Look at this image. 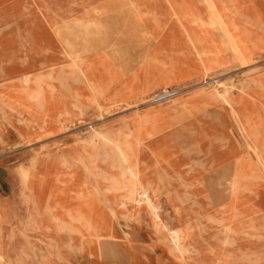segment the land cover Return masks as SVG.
I'll list each match as a JSON object with an SVG mask.
<instances>
[{"label":"rangeland","instance_id":"1","mask_svg":"<svg viewBox=\"0 0 264 264\" xmlns=\"http://www.w3.org/2000/svg\"><path fill=\"white\" fill-rule=\"evenodd\" d=\"M183 2L214 57L212 70L205 65L211 82L193 71L180 89L61 116L63 103L32 87L47 74L20 28L34 13L32 0H0V264H264V165L239 118L215 97L228 91L247 117L264 123V0ZM217 110L228 115L223 122ZM179 227L188 232L182 253L167 230Z\"/></svg>","mask_w":264,"mask_h":264},{"label":"crops","instance_id":"2","mask_svg":"<svg viewBox=\"0 0 264 264\" xmlns=\"http://www.w3.org/2000/svg\"><path fill=\"white\" fill-rule=\"evenodd\" d=\"M32 2L34 13L20 28L40 69L47 70L45 80H33L32 87L43 88L47 101L62 102V116H78L91 103L117 106L166 88L177 90L193 80V71L200 70L198 79L204 76L206 63L213 69L214 57L200 45L183 0ZM129 9L137 13L135 18L125 14ZM184 35L185 43L181 42ZM87 37L95 39L91 42ZM131 38H142L143 44L142 39L136 43ZM146 43V55L138 58ZM199 51L207 54L200 66ZM214 116L223 122L228 115L217 110ZM200 251L202 256L210 255L207 249Z\"/></svg>","mask_w":264,"mask_h":264},{"label":"bare ground","instance_id":"3","mask_svg":"<svg viewBox=\"0 0 264 264\" xmlns=\"http://www.w3.org/2000/svg\"><path fill=\"white\" fill-rule=\"evenodd\" d=\"M130 10V9H129ZM122 11V10H121ZM120 11V12H121ZM133 11H134V9H133ZM123 12H124V9H123ZM122 12V13H123ZM115 13V12H114ZM112 14V13H111ZM120 14V13H119ZM134 14H135V16H137V13L134 11ZM124 15V14H123ZM122 15V17H124ZM107 16V15H106ZM134 16V17H135ZM120 17H121V15H120ZM216 23V22H215ZM216 25H217V28L220 30V31H222L223 32V35L226 37V39H227V43H228V45H230L231 47H232V51L234 52V53H236V54H238V55H240L238 52V48H237V44H236V41L233 39V37H232V35L231 34H229V32H228V30H226L225 29V27H224V25L221 23V22H217L216 23ZM212 26V25H211ZM147 36V35H146ZM190 45V44H189ZM198 55L200 56V59H202L203 60V57H202V54H201V52L199 51L198 52ZM202 57V58H201ZM241 57V56H240ZM205 75V74H204ZM211 73L210 72H207L206 71V78L204 79V81H205V83H209V82H211L210 80L212 79L213 80V78H210L211 77ZM196 80V79H195ZM198 80V79H197ZM24 82H25V84H29V79H26V80H24ZM218 82V81H217ZM20 83V82H19ZM232 84V83H231ZM182 85V84H181ZM256 85V84H255ZM51 87V86H50ZM219 87V86H218ZM235 87V86H234ZM255 87H257V86H255ZM26 88V87H25ZM50 89V88H49ZM53 89V88H52ZM166 89H168L169 90V88H166ZM225 89H226V87H225ZM257 89V88H256ZM40 90V89H39ZM38 90V91H39ZM51 90V89H50ZM261 90V89H260ZM41 91V90H40ZM163 91H167V90H163ZM176 92V91H175ZM227 92L228 91H224V93H221V92H217V94H215L216 96V98H217V101L219 100V101H221L223 104H225L226 106H227V109L229 108L230 110H231V112L236 116V117H238L239 118V121H240V123H241V127H242V129H243V131L246 133V136L249 138V140L251 141L250 142V144H248V146H249V148H251V149H253V150H255V152H256V154L258 155V157H259V162L262 164V165H264V123L263 122H256V121H254V120H252L251 118H249V117H247L245 114H244V112H243V110H241L240 108H238L237 106H236V104L233 102V100H232V98H230V95L229 94H227ZM230 92V91H229ZM165 93V92H164ZM177 94V93H176ZM69 95V94H68ZM164 97V96H163ZM162 99H164V98H162ZM261 99V98H260ZM151 100V99H150ZM134 103V102H133ZM3 104V103H2ZM135 104V103H134ZM41 105V104H40ZM130 105H132V103H130V104H127L126 106H130ZM80 108H81V106H80ZM10 109V108H9ZM8 109V110H9ZM217 109V108H216ZM215 109V110H216ZM78 110H81V109H78ZM96 110V109H95ZM3 111V110H2ZM6 111V110H5ZM6 113V112H5ZM5 113L3 114V115H5ZM93 113V112H92ZM91 113V114H92ZM208 113V112H207ZM214 114V113H213ZM213 114H211V115H213ZM90 115V114H89ZM209 115V114H208ZM62 116V115H61ZM219 116V115H218ZM137 117V116H136ZM204 117V116H203ZM210 117V116H209ZM3 118V117H2ZM223 119V118H222ZM127 120V119H126ZM3 121V120H2ZM20 121V120H19ZM214 121V120H213ZM4 122V121H3ZM78 122V121H77ZM84 122V121H83ZM30 123H31V121H30ZM79 123V122H78ZM230 123V122H229ZM7 124V123H6ZM20 124V123H19ZM75 124V123H74ZM9 125V124H8ZM231 125V124H230ZM40 126V125H39ZM219 126V125H218ZM128 127V126H127ZM238 127V126H237ZM106 128V127H105ZM97 129V128H96ZM126 129V128H125ZM14 130V129H13ZM100 130H102V129H100ZM127 131V130H126ZM194 133V132H193ZM91 134V133H90ZM190 134V133H189ZM49 135V134H48ZM191 135V134H190ZM90 136V135H89ZM92 136H95V135H92ZM91 136V137H92ZM129 136V135H128ZM97 137H98V135H97ZM106 137V136H105ZM94 138V137H93ZM99 138V137H98ZM208 138V137H207ZM94 139H96V138H94ZM100 139H102V138H100ZM108 139V138H107ZM103 140V139H102ZM90 141V140H89ZM113 141V140H112ZM125 141H126V139H125ZM124 141V142H125ZM84 142H86V141H84ZM123 142V143H124ZM94 143V142H93ZM139 143V142H138ZM185 143H186V140H185ZM89 144V143H88ZM91 144V143H90ZM102 144V143H101ZM112 144V143H111ZM118 144V143H117ZM190 144V143H189ZM94 145H95V143H94ZM93 145V146H94ZM183 145V144H182ZM191 145V144H190ZM191 147V146H190ZM32 150V149H31ZM106 151V150H105ZM107 152V151H106ZM112 152V151H111ZM120 152V151H119ZM36 154V153H35ZM37 157V156H36ZM97 157V156H96ZM106 157V156H105ZM111 157V156H110ZM34 159V158H33ZM105 159V158H104ZM111 159V158H110ZM114 159V158H113ZM122 160V159H121ZM120 160V161H121ZM117 161V160H116ZM122 162V161H121ZM109 166H110V164H109ZM125 166V165H124ZM257 166V165H256ZM111 167H113V166H111ZM117 167V166H116ZM115 167V168H116ZM19 170H21V169H19ZM18 170V171H19ZM137 170V169H136ZM127 171V170H126ZM132 171V170H131ZM260 171V170H259ZM122 172V171H121ZM106 173V172H105ZM127 174V173H126ZM121 175V174H120ZM130 176V175H129ZM27 177H28V175H27V173L26 172H23L22 173V178L24 179V180H26L27 179ZM132 177V176H131ZM133 178V177H132ZM242 177L238 174V172L236 173V175L233 177V180L231 181V184H232V187H233V185L234 184H236L237 182L236 181H238V180H240ZM121 179V178H120ZM251 179H253V178H251ZM123 180V179H122ZM108 180H106L105 182H107ZM110 181V180H109ZM23 182V181H22ZM122 182V181H121ZM135 183V182H134ZM23 184V183H22ZM112 184V183H111ZM198 184V183H197ZM94 186V185H93ZM123 186V185H122ZM130 186V185H129ZM133 187V186H132ZM131 187V188H132ZM187 188H189V187H187ZM23 189V188H22ZM94 189V188H93ZM141 189L142 190H144L143 192H142V196L144 197V198H146V200H147V202L148 203H150L151 205H152V207L154 208V215H155V217H156V220H161V209H160V207L159 206H157V205H154V201H153V198H152V196H151V190H150V188L149 187H147L146 186V189L145 188H143L142 186H141ZM108 191V190H107ZM121 191V190H120ZM124 191H125V189H124ZM139 192V191H138ZM127 193H129V192H127ZM140 193V192H139ZM227 193V192H226ZM98 194V193H97ZM100 195V194H99ZM184 195V194H183ZM237 195V194H236ZM130 196V195H129ZM189 197V196H188ZM184 198V197H183ZM187 198V197H186ZM6 199V198H5ZM125 199V198H124ZM12 200H13V198H12ZM16 200V199H15ZM184 200V199H183ZM23 201V200H22ZM129 201V200H128ZM187 201V200H186ZM133 202V201H132ZM16 203V202H15ZM140 204V203H139ZM146 204V203H145ZM194 205V204H193ZM18 206V205H17ZM125 205H123V207H124ZM197 206V205H196ZM35 207V206H34ZM208 207H211V206H208ZM21 208V207H20ZM19 208V209H20ZM149 208V207H148ZM4 211V210H3ZM24 211V210H23ZM27 211V210H26ZM108 211H110V209L108 210ZM0 212H2V210L0 211ZM22 212V211H21ZM133 212V211H132ZM110 213H111V211H110ZM23 214H25V213H23ZM49 214V213H48ZM148 214V213H147ZM1 215V214H0ZM146 215V214H145ZM2 216V215H1ZM51 216V215H50ZM135 216H136V214H135ZM15 217V216H14ZM52 217V216H51ZM149 217V216H148ZM2 218V217H1ZM16 218V217H15ZM114 218V217H113ZM25 219H27V218H25ZM76 219V218H75ZM5 220V219H4ZM28 220H29V218H28ZM57 220V219H56ZM119 220V219H118ZM123 221V220H122ZM3 222V221H2ZM15 223H16V220L14 221ZM29 222V221H28ZM125 222V221H124ZM12 223V222H11ZM60 223V222H59ZM130 223V222H129ZM1 224V223H0ZM135 224V223H134ZM14 225V224H13ZM16 225V224H15ZM18 225V224H17ZM20 225V224H19ZM21 225H23V223H21ZM118 225V224H117ZM116 225V226H117ZM217 225V224H216ZM4 226V225H3ZM12 226V225H11ZM61 226H62V224H61ZM120 226V225H119ZM42 227V226H41ZM20 228V227H19ZM25 228V227H24ZM28 228V227H27ZM43 228V227H42ZM63 228V227H62ZM32 229V228H31ZM119 229V228H118ZM126 229V228H125ZM15 230V229H14ZM66 230V229H65ZM64 229H63V231H65ZM121 230V229H120ZM119 230V231H120ZM127 230V229H126ZM129 230V229H128ZM152 230V229H151ZM168 230V236H169V241L172 243V245H173V248L175 249V250H177V251H180L181 253L183 252V249L184 248H182V246H183V241L186 239V237H187V229L185 228V229H183L182 231L181 230H179V229H177V228H175V229H170V228H168L167 229ZM5 231V230H4ZM38 231V230H37ZM40 231V230H39ZM160 231L161 232H165L164 231V229H162L161 227H160ZM67 232V231H66ZM156 232V231H155ZM71 234V233H70ZM13 235V234H12ZM152 235H153V233H152ZM13 237V236H12ZM20 237V236H19ZM68 237V236H67ZM3 238V237H2ZM27 238V237H26ZM66 238V237H65ZM69 238V237H68ZM201 238V237H200ZM212 238H214V237H212ZM6 239V238H5ZM70 239V238H69ZM131 239V238H130ZM51 240V239H50ZM64 241V240H63ZM69 241V240H68ZM192 241V240H191ZM5 242H7V241H5ZM53 242H54V240H53ZM204 243V242H203ZM14 244V243H13ZM41 244V243H40ZM67 244H69V243H67ZM5 245H8V244H5ZM11 245V244H10ZM221 245V244H220ZM20 246V245H19ZM44 246V245H43ZM8 247V246H7ZM22 247V246H21ZM51 247V246H50ZM171 247V246H170ZM65 248V247H64ZM22 249V248H21ZM52 249V248H51ZM61 249V248H60ZM70 249H71V247H70ZM186 249V248H185ZM14 250V249H13ZM25 250V249H24ZM34 250V249H33ZM67 250V249H66ZM53 251V250H52ZM58 250L56 249V253H58L57 252ZM68 251V250H67ZM77 251V250H76ZM75 251V252H76ZM74 252V251H73ZM213 252V251H212ZM11 254V253H10ZM38 254V253H37ZM55 254V253H54ZM42 255V254H41ZM183 255V254H182ZM190 255V254H189ZM196 255V254H195ZM28 256V255H27ZM31 256V255H30ZM39 256V255H38ZM55 257V256H54ZM62 257V256H61ZM188 257V256H187ZM42 258V257H41ZM18 259V258H17ZM24 259V258H23ZM29 259H30V257H29ZM45 259V258H44ZM11 260V259H10ZM15 260V259H14ZM36 260V259H35ZM41 260V259H40ZM20 261V260H19ZM10 262H12V261H10ZM15 262H16V260H15ZM28 261H26V263H27ZM198 262V261H197ZM19 263V262H18ZM43 263V262H42ZM7 264H9V263H7ZM21 264V263H20Z\"/></svg>","mask_w":264,"mask_h":264},{"label":"built area","instance_id":"4","mask_svg":"<svg viewBox=\"0 0 264 264\" xmlns=\"http://www.w3.org/2000/svg\"><path fill=\"white\" fill-rule=\"evenodd\" d=\"M171 95H173V94L169 93V95H168L167 97H169V96H171ZM164 98H166V97H164Z\"/></svg>","mask_w":264,"mask_h":264}]
</instances>
